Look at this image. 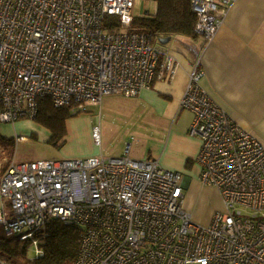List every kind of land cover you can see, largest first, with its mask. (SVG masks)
<instances>
[{
    "label": "built area",
    "instance_id": "obj_1",
    "mask_svg": "<svg viewBox=\"0 0 264 264\" xmlns=\"http://www.w3.org/2000/svg\"><path fill=\"white\" fill-rule=\"evenodd\" d=\"M234 1L191 0L203 41L179 102L192 114L188 133L200 140L199 181L219 192L223 209L196 223L183 206L182 174L128 149L121 157L12 160L0 176L6 235L36 243L35 232L58 219L81 227L75 264H264V145L200 84L201 53ZM134 4L0 0V122L34 119L41 98L75 114L105 96L134 97L155 80L171 82L176 55L144 32L103 29L107 15L128 26ZM92 137L99 144V126Z\"/></svg>",
    "mask_w": 264,
    "mask_h": 264
},
{
    "label": "crops",
    "instance_id": "obj_2",
    "mask_svg": "<svg viewBox=\"0 0 264 264\" xmlns=\"http://www.w3.org/2000/svg\"><path fill=\"white\" fill-rule=\"evenodd\" d=\"M135 6L137 8L133 17H147L157 12V0H137ZM141 8H144L143 13ZM168 37V42L174 38L186 50L182 52L158 42L180 61L175 78L171 82L155 80L149 89L142 90L138 95L161 118L167 122L173 121L157 145V156L149 158L156 159L164 169L185 173L183 206L189 211V206L185 203L189 194L185 189L192 183H200V168L196 162L200 140L188 133L192 114L180 109L179 102L191 65L196 59L195 52L203 39L201 36ZM157 41L159 39L155 40ZM200 65L204 71L200 84L209 97L231 119L264 144V0H235L231 4L214 39L202 51ZM44 129L50 137V131L45 127ZM16 136L18 135L12 137L15 141ZM207 187L216 190L214 187ZM216 192L220 201V207L216 210H222V199L219 192Z\"/></svg>",
    "mask_w": 264,
    "mask_h": 264
},
{
    "label": "rangeland",
    "instance_id": "obj_3",
    "mask_svg": "<svg viewBox=\"0 0 264 264\" xmlns=\"http://www.w3.org/2000/svg\"><path fill=\"white\" fill-rule=\"evenodd\" d=\"M136 1L132 14H135L137 8ZM143 11L144 8H141V13ZM158 42L154 44L161 46L162 44ZM162 46L186 52L174 38ZM172 123L171 120L167 122L161 118L157 111L139 95L125 97L120 94L108 95L103 98L100 107L88 106L83 112L70 117L66 121L63 146L47 142L49 134L35 119L21 117L14 123L0 122V133L6 138L15 135L24 137L21 141H15L13 146H7L5 139L0 140V167L9 158L15 162L99 155L109 158L123 156L126 149L129 150L128 155L132 158H155L158 153L157 145ZM94 126H99V144H96L92 137ZM6 147L10 148L5 152ZM180 173L182 176L185 175L184 172ZM185 192L189 194L185 203L189 206L193 221L207 225L213 213L220 207L216 190L200 183H192ZM28 253L32 257L37 256L36 243L30 242Z\"/></svg>",
    "mask_w": 264,
    "mask_h": 264
},
{
    "label": "trees",
    "instance_id": "obj_4",
    "mask_svg": "<svg viewBox=\"0 0 264 264\" xmlns=\"http://www.w3.org/2000/svg\"><path fill=\"white\" fill-rule=\"evenodd\" d=\"M118 18L107 15L103 29L107 31H139L151 36L152 42L168 36L183 35L197 37L194 31L196 15L191 9V0H157V12L151 16L133 17L128 26L118 22ZM83 112V111H82ZM80 113L73 114L69 106L54 107L51 100H38V111L35 121L50 131L47 142L63 146L66 135V121ZM7 146H13L15 140L0 134ZM10 147L5 148L8 149ZM8 153V150H7ZM12 158L0 167V176L5 172ZM2 229V228H1ZM0 229V259L8 264H75L79 249L81 227L64 224L58 219H49L43 228L35 232L37 256H30L28 247L30 239H21L20 235H6Z\"/></svg>",
    "mask_w": 264,
    "mask_h": 264
},
{
    "label": "water",
    "instance_id": "obj_5",
    "mask_svg": "<svg viewBox=\"0 0 264 264\" xmlns=\"http://www.w3.org/2000/svg\"><path fill=\"white\" fill-rule=\"evenodd\" d=\"M170 37H165V38H159V42L161 44H166L169 41ZM198 53L195 52V55H197Z\"/></svg>",
    "mask_w": 264,
    "mask_h": 264
}]
</instances>
